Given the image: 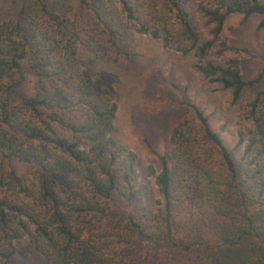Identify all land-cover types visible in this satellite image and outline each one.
<instances>
[{"label": "trees", "instance_id": "16d2710c", "mask_svg": "<svg viewBox=\"0 0 264 264\" xmlns=\"http://www.w3.org/2000/svg\"><path fill=\"white\" fill-rule=\"evenodd\" d=\"M24 3L0 16V154L26 166L0 177V264L25 238L43 264H221L218 252L252 238L251 264H264V93L248 105L238 159L188 103L192 117L173 128L161 171L146 169L162 207L134 214L126 210L150 189L136 153L115 137L117 90L96 69L128 56L120 39L149 35L192 55L238 103L256 83L241 73L252 54L225 28L242 16L264 29V2L82 0V15L67 0Z\"/></svg>", "mask_w": 264, "mask_h": 264}, {"label": "rangeland", "instance_id": "374dc122", "mask_svg": "<svg viewBox=\"0 0 264 264\" xmlns=\"http://www.w3.org/2000/svg\"><path fill=\"white\" fill-rule=\"evenodd\" d=\"M25 0H0V16H15ZM52 3L53 0H47ZM63 1V0H61ZM88 1V0H87ZM264 2V0H260ZM73 14H85L82 0H67ZM260 20L251 18L243 22L242 16L228 19L225 36L230 44L250 50L241 65L246 81H255L238 103L232 93L210 83L195 68L192 55L166 48L160 40L149 35H135L120 39L123 57L115 65L98 64L105 80L117 90L118 112L115 137L136 153L137 170L141 184L150 193L147 199L133 204L127 212L141 213V208L154 214L162 207V196L154 178L146 175L148 166L161 171L160 156L172 149L171 132L183 119L192 117V104L209 118L213 129L238 159L242 149H236L239 133L249 125L248 105L257 94L264 93V29H258ZM81 62L85 63L86 49L80 48ZM26 166L15 160H6L0 154V177L12 171L21 174ZM161 202V203H160ZM126 208H124L125 210ZM264 237V227L262 230ZM252 238H245L232 252L221 250L216 254L221 264H251ZM16 255L10 264H43L42 256L29 238L15 242ZM154 264V263H152Z\"/></svg>", "mask_w": 264, "mask_h": 264}]
</instances>
